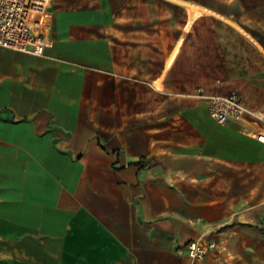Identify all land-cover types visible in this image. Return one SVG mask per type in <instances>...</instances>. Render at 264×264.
I'll return each mask as SVG.
<instances>
[{"label": "crops", "instance_id": "crops-1", "mask_svg": "<svg viewBox=\"0 0 264 264\" xmlns=\"http://www.w3.org/2000/svg\"><path fill=\"white\" fill-rule=\"evenodd\" d=\"M200 20L264 62V0H51L42 54L0 48V264H264V145L204 97L239 84L181 79Z\"/></svg>", "mask_w": 264, "mask_h": 264}, {"label": "built area", "instance_id": "built-area-1", "mask_svg": "<svg viewBox=\"0 0 264 264\" xmlns=\"http://www.w3.org/2000/svg\"><path fill=\"white\" fill-rule=\"evenodd\" d=\"M51 0H0V48L42 54L41 28ZM196 92L201 95L202 87ZM207 112L219 125L227 122H253L256 125L254 138L264 145V107L249 109L240 92L231 90L225 94H208ZM264 226V210L262 212ZM217 250L214 241H188L176 247L175 252L191 261H202L210 250Z\"/></svg>", "mask_w": 264, "mask_h": 264}, {"label": "rangeland", "instance_id": "rangeland-1", "mask_svg": "<svg viewBox=\"0 0 264 264\" xmlns=\"http://www.w3.org/2000/svg\"><path fill=\"white\" fill-rule=\"evenodd\" d=\"M204 1V0H203ZM166 10L179 12L177 7L169 6ZM223 8L222 4L217 5ZM196 38L192 45L191 72L182 71L181 79L195 81L197 85L223 84L225 81L238 82L237 90L248 100L264 103V62L252 49H242V39L224 27L220 22L200 20L196 25ZM241 27V28H240ZM238 26L241 33H248L247 38L258 48L264 50V32L258 27ZM195 48V50H194ZM259 50V49H258ZM260 51V50H259ZM199 87V86H198Z\"/></svg>", "mask_w": 264, "mask_h": 264}, {"label": "bare ground", "instance_id": "bare-ground-1", "mask_svg": "<svg viewBox=\"0 0 264 264\" xmlns=\"http://www.w3.org/2000/svg\"><path fill=\"white\" fill-rule=\"evenodd\" d=\"M187 14H188V17L184 23V30H188V28L190 27L192 21L197 17L199 16V14L202 12L201 10L197 9V8H194L193 6H189L187 5ZM226 20V19H225ZM246 35H248V33L244 32ZM183 43V38H179L172 50V52L170 53V55L168 56V58L166 59V62H165V68L169 67L173 61H174V58L175 56L177 55L178 51H179V48L181 46V44ZM261 49V48H260ZM263 55H264V50L261 49ZM154 85L155 87L157 88L158 85L156 82H154Z\"/></svg>", "mask_w": 264, "mask_h": 264}]
</instances>
